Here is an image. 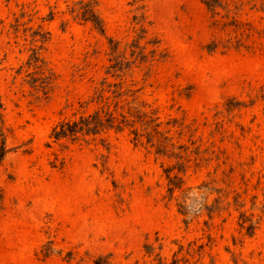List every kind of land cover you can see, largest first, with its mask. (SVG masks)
I'll use <instances>...</instances> for the list:
<instances>
[{
	"label": "rangeland",
	"instance_id": "rangeland-1",
	"mask_svg": "<svg viewBox=\"0 0 264 264\" xmlns=\"http://www.w3.org/2000/svg\"><path fill=\"white\" fill-rule=\"evenodd\" d=\"M0 264H264V0H0Z\"/></svg>",
	"mask_w": 264,
	"mask_h": 264
}]
</instances>
